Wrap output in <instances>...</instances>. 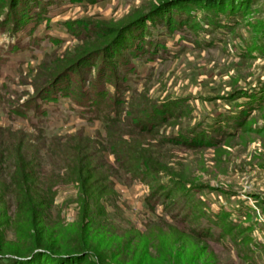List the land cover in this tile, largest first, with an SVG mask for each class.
Segmentation results:
<instances>
[{
	"label": "rangeland",
	"instance_id": "rangeland-1",
	"mask_svg": "<svg viewBox=\"0 0 264 264\" xmlns=\"http://www.w3.org/2000/svg\"><path fill=\"white\" fill-rule=\"evenodd\" d=\"M216 1L0 0L7 207L23 158L52 200L48 232L76 246L87 230L104 264H159L179 247L264 264V0L225 13ZM200 128L205 145L178 138ZM77 153L107 188L91 223L67 181ZM22 229L7 231L10 247Z\"/></svg>",
	"mask_w": 264,
	"mask_h": 264
},
{
	"label": "trees",
	"instance_id": "trees-1",
	"mask_svg": "<svg viewBox=\"0 0 264 264\" xmlns=\"http://www.w3.org/2000/svg\"><path fill=\"white\" fill-rule=\"evenodd\" d=\"M251 2L252 0H241L242 4L238 6L237 3L232 1L228 3L218 0L213 4L211 3V5H217L220 13L227 12V9L230 12L236 11L238 7H242L245 12L249 9L248 7ZM157 114L155 115L156 118H160L161 113ZM151 132L153 131L148 130L146 133L151 134ZM178 138L181 141H185L187 146L192 144L200 146L208 143V133L202 128L193 131L188 137L178 134ZM18 160L16 159L15 168L18 169L20 167V174H23V177L21 179L16 178L17 183L14 185L17 193L15 208L9 207L12 209L11 211L3 199L0 198V264H5V262L9 264H104L106 258H102L99 253L94 251L93 246L84 240L82 241L84 236L89 235V232H86L87 230H84L83 234L82 232L80 233L81 237L76 246L62 245L61 242L52 237L44 223L45 213H47L48 207L51 206L52 200L48 197H41L36 191H33L34 186L30 180L29 173L26 171L28 162L26 160L23 162V158H20V161ZM6 162L5 157L0 153V166H3ZM85 162L81 159L80 154L77 153V156H71V160L65 168L67 171H70L67 181L69 180L68 182L78 185V205L81 207L80 210H82V221L86 220L91 223L93 220L91 217V204L95 198L93 194L100 197L107 188L101 187L99 189L96 187L97 183H95L96 180L94 181L93 178V174L96 171L93 167L87 169ZM218 216L214 220L217 223L215 224L214 221H211V223H214L218 228L221 226V228H224V224L221 223L224 220L226 221V214ZM17 221L22 224L23 229L20 234L16 232L18 244L10 247L4 239L7 231L12 230V226ZM95 259L98 263L94 261ZM200 262L209 264V262H214V260H210L209 257H205L204 255L197 256V254H192L190 256L183 247H179V249L174 250L168 258L162 260L159 264H199ZM142 264L147 263L142 262Z\"/></svg>",
	"mask_w": 264,
	"mask_h": 264
}]
</instances>
